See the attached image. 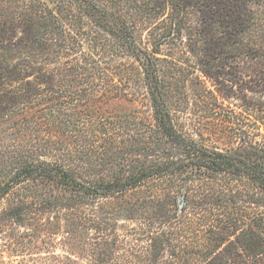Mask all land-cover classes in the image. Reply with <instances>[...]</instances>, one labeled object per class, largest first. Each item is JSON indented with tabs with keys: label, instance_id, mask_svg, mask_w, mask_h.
I'll use <instances>...</instances> for the list:
<instances>
[{
	"label": "trees",
	"instance_id": "trees-1",
	"mask_svg": "<svg viewBox=\"0 0 264 264\" xmlns=\"http://www.w3.org/2000/svg\"><path fill=\"white\" fill-rule=\"evenodd\" d=\"M191 71L221 108L206 133L174 94ZM229 246L264 251V0H0V264Z\"/></svg>",
	"mask_w": 264,
	"mask_h": 264
},
{
	"label": "rangeland",
	"instance_id": "rangeland-1",
	"mask_svg": "<svg viewBox=\"0 0 264 264\" xmlns=\"http://www.w3.org/2000/svg\"><path fill=\"white\" fill-rule=\"evenodd\" d=\"M201 79L205 82V85L207 88L214 90V84L212 79H206L203 76ZM173 88H174V94L176 98L180 101V108L182 110V113L180 114L181 121L183 122L182 126L190 127H196V126H205L200 127L202 132H209L210 130H213V114L210 113V108L215 107L213 103V99L208 96L205 97L203 95V89L202 84L200 82V78L198 80V76L196 72H185V74L181 77H179V80H176ZM140 92H143V88L138 89ZM216 93V91H214ZM144 97L141 95L137 96L134 100H118L115 102L114 106L119 109L123 108H141L144 109V111H147V108L145 104ZM218 102L221 104V97H218ZM231 107L235 108L238 104V101L235 99L231 100ZM215 111H221L220 107H215ZM193 131V130H192ZM204 143L207 145H220L221 146V140L213 142V139H206L204 140ZM229 250L232 251H221V257L222 258H228L230 261H232L231 264H264V251L261 253H254L248 250H242L239 249V255H236L234 252V249L229 246ZM8 252H5L4 255L7 257ZM222 262V261H221Z\"/></svg>",
	"mask_w": 264,
	"mask_h": 264
}]
</instances>
